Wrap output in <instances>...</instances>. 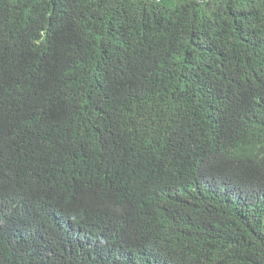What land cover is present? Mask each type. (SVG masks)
<instances>
[{
	"label": "trees",
	"instance_id": "obj_1",
	"mask_svg": "<svg viewBox=\"0 0 264 264\" xmlns=\"http://www.w3.org/2000/svg\"><path fill=\"white\" fill-rule=\"evenodd\" d=\"M0 264H264V0H0Z\"/></svg>",
	"mask_w": 264,
	"mask_h": 264
}]
</instances>
